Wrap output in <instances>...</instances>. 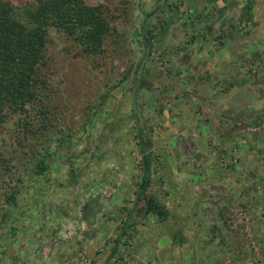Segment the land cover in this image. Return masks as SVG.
<instances>
[{
	"label": "rangeland",
	"instance_id": "rangeland-1",
	"mask_svg": "<svg viewBox=\"0 0 264 264\" xmlns=\"http://www.w3.org/2000/svg\"><path fill=\"white\" fill-rule=\"evenodd\" d=\"M6 1L22 14L33 0ZM98 1L112 14L101 54L46 29L48 136L25 140L16 116L0 127V264H103L142 175L137 127L169 215L135 211L110 263L264 264V0Z\"/></svg>",
	"mask_w": 264,
	"mask_h": 264
},
{
	"label": "trees",
	"instance_id": "trees-1",
	"mask_svg": "<svg viewBox=\"0 0 264 264\" xmlns=\"http://www.w3.org/2000/svg\"><path fill=\"white\" fill-rule=\"evenodd\" d=\"M105 1L109 3V0ZM162 4L165 6L166 2L163 1ZM21 12L22 14H19L9 1L0 0V127L16 116L17 129L28 141L33 138L27 137L26 134L29 133L36 135L37 132H44L47 137L46 130L53 128L54 120H58L52 114L48 88L42 77L46 29L54 26L68 38H72L86 55H98L102 53L104 42L111 34L112 14L106 4L98 0H33L27 2ZM152 15L149 14L142 23L140 36L144 48L143 58L146 55L149 57L151 50L152 32L149 18ZM20 16H23L27 23L23 22ZM139 66L140 63L137 69ZM128 71L129 69L114 86L122 82ZM143 80L142 75L135 79V98L138 89L147 87ZM136 131L142 175L134 193L133 206L114 241L111 254L103 264H111L121 239L133 227L131 218L135 211L153 215L161 222L169 215L159 199L148 193L153 172L152 152H149L147 143L142 140L141 128L137 127ZM64 138L61 136L58 141H63ZM47 141L45 139L44 145ZM44 145H37L36 156L34 155L32 173L35 176H40L48 168L45 162L48 151ZM14 194L15 191L12 190L7 195V201L13 204ZM139 203L142 204L141 207Z\"/></svg>",
	"mask_w": 264,
	"mask_h": 264
},
{
	"label": "water",
	"instance_id": "water-1",
	"mask_svg": "<svg viewBox=\"0 0 264 264\" xmlns=\"http://www.w3.org/2000/svg\"><path fill=\"white\" fill-rule=\"evenodd\" d=\"M147 59H148V55H146L145 56V58L142 60V62L140 63V66H139V68H138V72H142L143 71V68H144V65H145V63H146V61H147ZM132 69L130 68L129 69V71H128V73H127V75L125 76V78L122 80V82H120L118 85H117V87L119 86V85H121L123 82H125L129 77H130V75H131V71ZM135 93L133 92L132 93V103H133V107H134V109H135Z\"/></svg>",
	"mask_w": 264,
	"mask_h": 264
},
{
	"label": "crops",
	"instance_id": "crops-1",
	"mask_svg": "<svg viewBox=\"0 0 264 264\" xmlns=\"http://www.w3.org/2000/svg\"><path fill=\"white\" fill-rule=\"evenodd\" d=\"M220 115H222V112H220ZM221 119H223V116L222 117H220ZM220 136V135H219ZM221 137V136H220Z\"/></svg>",
	"mask_w": 264,
	"mask_h": 264
}]
</instances>
